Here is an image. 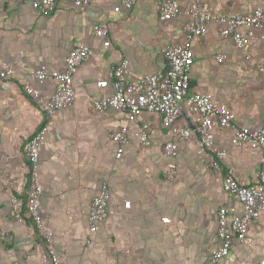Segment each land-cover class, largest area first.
Here are the masks:
<instances>
[{"label": "crops", "instance_id": "obj_1", "mask_svg": "<svg viewBox=\"0 0 264 264\" xmlns=\"http://www.w3.org/2000/svg\"><path fill=\"white\" fill-rule=\"evenodd\" d=\"M158 1L136 0L126 9L121 0H90L85 8L57 0L54 9L43 14L26 0H0V62H11L17 73L29 75L40 64L62 68L66 53L78 42L92 48L74 74V101L50 120L17 79L8 86L0 84V264H40L38 233L30 218L14 217L10 198L18 197L25 210L29 175L24 146L43 122L48 125L39 146L40 212L64 264H209L206 257L218 244V208L233 206L241 212V204L223 190L221 178L230 170L240 182H254L262 148L247 142L235 146L233 129L216 127L215 145L227 151L220 168L200 160L194 135L179 142L177 173L169 180L162 154L163 143L173 138L169 125L156 114L143 112L128 121L120 110L93 107V100L111 93L110 86L99 88L95 81L107 77L121 58H127L131 78L149 74L163 60L164 45L182 38L186 16L160 21ZM204 1L213 12L264 11V0ZM177 2L184 9L189 0ZM94 24L106 28L107 47L104 38L94 36ZM204 28L205 35L192 44L190 89L207 92L231 108L234 126L264 129V27L255 31L244 50L222 37L216 22ZM218 53L224 54L222 60L216 58ZM30 82L44 97L53 91L51 79ZM145 122L150 124L151 144L142 147L133 133ZM176 123L186 126L182 118ZM121 127L132 135L117 159V145L109 134ZM102 181L110 191L108 214L90 234L87 215ZM125 200L129 207L123 206ZM262 260L264 211L245 240L233 244L214 264Z\"/></svg>", "mask_w": 264, "mask_h": 264}, {"label": "built area", "instance_id": "obj_2", "mask_svg": "<svg viewBox=\"0 0 264 264\" xmlns=\"http://www.w3.org/2000/svg\"><path fill=\"white\" fill-rule=\"evenodd\" d=\"M35 11L48 13L52 11L57 0H26ZM76 7L85 8L90 0H72ZM136 0H121L126 9H130ZM184 14L186 20L183 26V36L178 41H168L162 48L163 60L159 67L149 74L136 78L129 76L127 58H121L111 68L107 77L99 78L95 84L99 88L111 87L109 96L93 100V107L98 110L114 108L124 112L128 121H133L143 112L156 114L162 124L169 125L172 139L162 145V154L166 160L165 177L174 179L177 173L174 159L177 155L179 142L189 141L195 135L196 153L202 162L212 168L219 169L220 161L227 157V151L215 145L213 129L216 127L232 128V144L239 146L244 142L262 148L257 177L252 183L237 180L229 170L222 178L223 190L241 204L242 210L237 213L233 206H220L217 210L216 238L217 246L207 255L206 261L214 264L225 257L233 244L241 243L252 225L264 211V129L260 127L234 126L236 114L225 103L217 102L207 92L190 89V70L193 63V41L205 35V24L217 23L219 34L230 38L234 47L244 50L249 39L256 30L264 27V11L256 8L248 13L213 12L204 0H189L186 8H182L177 0L158 1V18L167 21ZM94 36L104 38L103 46L107 47V30L104 26L94 24ZM264 41V34H261ZM92 53V48L85 42H78L66 53L62 68L53 69L40 64L29 75L17 73L12 63L6 60L0 62V84L8 86L12 79L19 81L23 93L44 112L45 120H50L60 109L69 106L75 99L73 87L74 74L78 66ZM245 53V58H249ZM218 60L224 54L216 55ZM33 78L37 83L47 79L53 82V91L44 97L38 87L31 84ZM183 101L186 111L195 124L194 129L176 123L179 113L178 104ZM48 123L45 122L25 143L24 155L28 162V191L25 210L18 197L10 198L11 212L18 220L30 218L40 243V264H64L51 244V232L43 224L39 199L43 193L38 181L39 146L44 140ZM149 122H145L133 133L140 146L151 144L149 138ZM116 142L115 157L118 159L123 152V146L129 141V134L121 127L110 134ZM110 197L106 181H102L96 194L92 197L87 215V230L90 234L96 232L99 224L106 218L107 205ZM124 207L130 206V201L123 202ZM168 222V218H162ZM88 246L91 239L86 240ZM264 264V260L260 262Z\"/></svg>", "mask_w": 264, "mask_h": 264}, {"label": "water", "instance_id": "obj_3", "mask_svg": "<svg viewBox=\"0 0 264 264\" xmlns=\"http://www.w3.org/2000/svg\"><path fill=\"white\" fill-rule=\"evenodd\" d=\"M178 109H179V113L176 119L178 118H182L185 120L186 122V126L189 129H194L195 128V124L192 122L191 117L189 116V114L186 111V107L183 101H180L178 104Z\"/></svg>", "mask_w": 264, "mask_h": 264}, {"label": "trees", "instance_id": "obj_4", "mask_svg": "<svg viewBox=\"0 0 264 264\" xmlns=\"http://www.w3.org/2000/svg\"><path fill=\"white\" fill-rule=\"evenodd\" d=\"M43 124H44V122L40 125V127H41ZM40 127H39V128H40ZM39 128H38V129H39Z\"/></svg>", "mask_w": 264, "mask_h": 264}]
</instances>
